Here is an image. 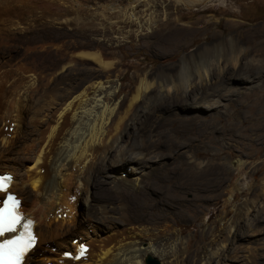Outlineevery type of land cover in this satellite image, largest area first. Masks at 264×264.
Instances as JSON below:
<instances>
[{
	"label": "bare ground",
	"instance_id": "obj_1",
	"mask_svg": "<svg viewBox=\"0 0 264 264\" xmlns=\"http://www.w3.org/2000/svg\"><path fill=\"white\" fill-rule=\"evenodd\" d=\"M209 1L0 0V167L11 173L8 190L17 193L20 180L30 185L20 210L36 221V245L24 264H146L142 257L148 255L163 264H264V162L248 174L256 179L244 191L233 173L247 174L246 160H224L219 167L233 173L212 186L203 172L219 163L197 157L235 124L220 130L207 118L227 116L232 95L240 91L222 76L228 63L240 67L243 44L214 34L170 62L174 51L201 33L172 18L173 3L192 9ZM128 27L138 28L140 41L164 60L152 71L139 69L131 89L117 100L115 78L122 79L123 61L110 48L130 41ZM77 34L85 40L73 42ZM254 57L237 71L250 88L264 83L263 64ZM216 72L220 79L214 81ZM191 108L211 113L189 114ZM202 119L197 133L194 126ZM235 120H257L264 127V116ZM179 133L191 142L174 141ZM16 146L25 153L20 159L10 156ZM22 162L28 163L24 173ZM219 198L224 205L217 219L198 223L214 216L208 200L216 206ZM160 203L179 212H166ZM184 211L193 214L185 220L194 226L186 241L176 236L183 234L174 227L178 220L164 225ZM88 226L97 238L88 232L86 239ZM73 235L80 236L76 249L57 257L46 248L36 250L45 243L66 245Z\"/></svg>",
	"mask_w": 264,
	"mask_h": 264
},
{
	"label": "rangeland",
	"instance_id": "obj_2",
	"mask_svg": "<svg viewBox=\"0 0 264 264\" xmlns=\"http://www.w3.org/2000/svg\"><path fill=\"white\" fill-rule=\"evenodd\" d=\"M170 13L174 20L189 25L190 27H199L201 29V33L195 34L190 38L189 44L183 45L181 48L174 51V54L171 58L172 61H170L171 63L178 61L182 56H184L186 51H193L201 44L212 41L211 37L215 34L217 36L226 38L228 36H233L243 44V52L240 53L239 64L241 65L239 68L246 69L247 67H249L248 64L252 63L251 59L255 56V62L263 64L261 66V69H264V0H211L205 4H199L192 9L186 8L183 5H177L176 3H173ZM137 29L138 28L136 27H128L127 31L130 30L131 33H133L132 38L129 39L130 41H126L124 44H122L123 46H118L120 44L119 43L110 48V50L116 52V59L118 61H123V63H118L120 68L118 73H120L122 79L120 81L119 78H115V85L120 89L117 100H122L125 94L131 89V86L133 84V77L137 72H139V69L145 67L147 71H152L163 65L164 58L161 57L159 52H155L152 47L153 45H150L149 42L145 40L140 41V36L137 32ZM146 29V31H150L148 27ZM78 35L79 34L74 36L71 40L73 42L85 40L84 38L81 39ZM132 40L134 43H131ZM227 67V74L226 76L223 75L222 77L224 79H228V82L232 83L233 86L240 89V91L232 95L231 98L233 102L232 105L227 108V116H223L224 118L222 117L217 119L214 117H208L207 121L212 120L211 122L214 123L213 126L220 130H225L224 124L229 121H232L235 124L228 126L231 130V133L229 132L228 136L226 137H220L217 142H214L212 144V147H210L209 150L200 148V151H205L199 152L197 154V157L205 162L215 161V163H219V165H217L218 167H216V170L208 169L207 171L203 172V175L208 179L211 185H214L215 182H217V178H224L226 182L227 179L232 175L233 172L227 170L226 168L222 170V167H219L224 160L228 162H235L240 158L246 160V165L248 166L246 171L248 173L246 174L245 171L242 172L243 174L239 175L233 173L234 177L240 178L241 184L244 187L243 190L245 191L248 190L249 185H251V183L256 179L255 177L248 176V174L253 171L255 165H262V163L264 162V155L261 154V152L264 151V127H257V120H255V122L253 123H250V121L246 123H240L237 122L235 118L238 116H247L252 118L253 116H255L261 118L264 116V83H262L261 85H255L254 87L250 88V86H247L245 80L238 76L239 74L237 71L239 68L235 69L231 63H228ZM217 77L220 79L219 72H216L213 80H217ZM176 109L183 112V109L175 108V111ZM187 111L189 112V114L197 112L201 115H206L205 117H207L211 113V111L200 110L198 108H191V110ZM168 112L169 110L166 114H168ZM198 123L204 124L205 121L203 119L199 120L194 126L197 133L199 132ZM138 124L139 119L135 120L129 127V133L133 134L135 131H137ZM179 134L180 135L178 136H172L174 141H181L185 144L191 142L189 136L182 133ZM197 137H199V134ZM203 137L205 136L201 134L199 138ZM168 138L170 139V137H167L165 138V140H168ZM0 147L2 146L0 145ZM217 153L219 155L218 159V155H216ZM23 155H25V153L21 150V146L14 147L12 149V153L10 154L11 157L16 159H20V157H22ZM8 164L10 166H15L14 162ZM21 164V170L22 173H24L27 170L26 165H28V163L22 162ZM0 165H3V163H0ZM5 171H7L6 167H0L1 175L6 173ZM128 172H132L131 167H128ZM9 174L11 175V173ZM253 175L255 174L253 173ZM21 182L22 181L20 180L17 186L18 189L16 191L19 197L21 196V198L23 199L22 193L27 188H30L31 190L32 188L28 183ZM246 196V193H242L241 200L245 199ZM0 197L2 198L3 195H1ZM188 197L192 198L193 194H189ZM77 200L78 198H76L75 201ZM213 200L214 199H209L208 201L210 203L209 206L212 205L211 207H213L214 216L206 215L204 216L205 219L202 216V219H199L198 223L206 220L207 218L211 220V222L217 219L216 215L218 214V211L222 209L224 205V199L219 198L220 203H217L216 206L214 204V201L216 200ZM81 202L82 201L79 202L80 210L83 206V204L82 206H80ZM160 205L166 210V212H171L172 214L179 212H175L176 210L171 209L170 205L161 203ZM215 207H219L218 210ZM180 211L182 212V210ZM81 215H83V213ZM98 216L101 217L102 220L105 218V215L102 214H98ZM174 218L179 222L174 227L183 229V234H176V236L179 235L186 241V238L193 233L194 226L192 222L186 223L185 218L191 219L193 218V214L190 213V211L185 212V215H183V213L176 214V216L166 220L164 222V225H173ZM103 225L104 224L100 226H102V229L106 230L105 225L104 227ZM207 227H209V225H207ZM245 228L246 226L244 223L243 227L240 228V234L245 231ZM88 232L91 233L94 238H97V235H95V228L88 226L87 232H83L84 236L86 234V239H88L89 236ZM97 234L101 235L99 229ZM78 239H80V236L73 235L66 245H61L62 247L55 243H45L38 245L36 250H43L46 248L47 252L57 257L61 254L62 250L69 251V249H76V241ZM158 242L159 240H156L155 244H158ZM40 256L42 257V253ZM149 259H152L151 263H149ZM142 261L146 264H163L160 258L153 255L142 257ZM53 263L55 264L54 261H50L46 264Z\"/></svg>",
	"mask_w": 264,
	"mask_h": 264
},
{
	"label": "snow or ice",
	"instance_id": "obj_3",
	"mask_svg": "<svg viewBox=\"0 0 264 264\" xmlns=\"http://www.w3.org/2000/svg\"><path fill=\"white\" fill-rule=\"evenodd\" d=\"M11 177L0 178V191L5 190V181ZM0 207V237L6 234L18 233L8 239H0V264H22L25 255L34 246L36 237L32 231L33 221H24L18 211L19 200L9 195ZM19 229V231H18ZM83 255V252H81Z\"/></svg>",
	"mask_w": 264,
	"mask_h": 264
},
{
	"label": "water",
	"instance_id": "obj_4",
	"mask_svg": "<svg viewBox=\"0 0 264 264\" xmlns=\"http://www.w3.org/2000/svg\"><path fill=\"white\" fill-rule=\"evenodd\" d=\"M151 261H152V259H149V263H151ZM157 264H159V263H157Z\"/></svg>",
	"mask_w": 264,
	"mask_h": 264
}]
</instances>
